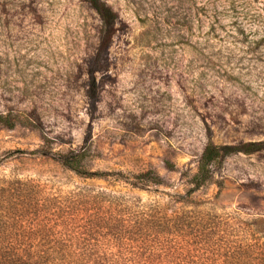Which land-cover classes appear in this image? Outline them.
Segmentation results:
<instances>
[{
	"label": "rangeland",
	"instance_id": "374dc122",
	"mask_svg": "<svg viewBox=\"0 0 264 264\" xmlns=\"http://www.w3.org/2000/svg\"><path fill=\"white\" fill-rule=\"evenodd\" d=\"M102 1L117 15L104 51L88 0H0V179L165 207L208 144L260 143L214 165L185 211L264 219V0ZM80 149L88 171L124 180L58 164ZM148 172L161 186L132 187Z\"/></svg>",
	"mask_w": 264,
	"mask_h": 264
},
{
	"label": "trees",
	"instance_id": "16d2710c",
	"mask_svg": "<svg viewBox=\"0 0 264 264\" xmlns=\"http://www.w3.org/2000/svg\"><path fill=\"white\" fill-rule=\"evenodd\" d=\"M88 2L105 27L104 51L117 15L102 0ZM92 91L94 97V79ZM261 148L260 143L208 144L191 179L193 188L165 207L125 202L105 192L61 194L35 180L0 179V264H264V219L234 228L211 212L185 211L198 205L190 200L212 179L214 165L229 155L254 154ZM84 157L83 150H72L62 154L58 164L81 178L124 180L117 173L88 171L82 166ZM137 181L132 187L138 190L161 186L150 172Z\"/></svg>",
	"mask_w": 264,
	"mask_h": 264
}]
</instances>
